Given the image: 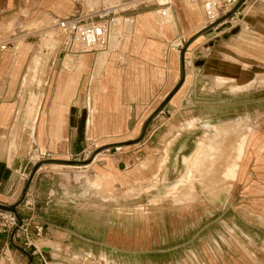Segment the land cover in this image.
Segmentation results:
<instances>
[{
  "label": "crops",
  "instance_id": "crops-1",
  "mask_svg": "<svg viewBox=\"0 0 264 264\" xmlns=\"http://www.w3.org/2000/svg\"><path fill=\"white\" fill-rule=\"evenodd\" d=\"M114 1L115 6H105L103 0L100 9H111L117 18L108 46L96 52L70 50L71 56L50 60L40 86L25 85L30 83L26 79L37 51L34 44L26 40L29 44L22 48L0 44V203L16 204L40 162L36 156L51 153L17 207L22 219L43 224V232L33 230L30 243L24 237L13 240L12 232L1 233L0 264H192L189 255L196 253L185 247L191 234L184 225L186 204H177L186 196L182 190L192 187L183 184L169 194L171 183L166 182L163 194H158L145 179L168 170L174 180L186 170L184 160L196 154L194 144L201 139L207 145L209 135L216 143L215 157H222L217 144L223 143V128L230 125L222 123L236 120L241 111L246 112L244 117L255 118L256 80L264 78V74L255 77V52L264 53V34H257L263 35L257 37L262 43L244 35L245 30L264 31V26H256V10L249 15L254 3L247 0L240 7L238 25L219 32L223 25L209 29L190 46L189 39L208 25L201 0H170L176 20L168 25L152 16L166 0ZM95 3L86 0V8ZM28 4L29 0H6L10 17L6 27L21 26L16 11L27 12ZM37 4L38 16L23 22L26 29L38 30L44 23L49 28L60 18L96 12L74 13L76 0H37ZM153 5L158 8L152 9ZM119 20L124 21L120 26ZM234 28L238 32L225 37ZM180 38L190 43L184 62L174 47ZM183 74L182 88L147 125ZM235 122L231 128L238 144L240 128L244 129L238 165V179H244L257 131L244 120ZM195 126L204 130L198 140ZM127 135L124 141L143 138L118 147L123 151H100L89 164L49 161L84 160L90 141L110 144L111 139ZM205 153L195 177L207 173L203 169L212 153L210 146ZM259 169H264V162ZM139 185L146 190L131 197L136 190L139 193ZM167 197L172 201L163 199Z\"/></svg>",
  "mask_w": 264,
  "mask_h": 264
},
{
  "label": "rangeland",
  "instance_id": "rangeland-1",
  "mask_svg": "<svg viewBox=\"0 0 264 264\" xmlns=\"http://www.w3.org/2000/svg\"><path fill=\"white\" fill-rule=\"evenodd\" d=\"M97 1L98 3L95 8L96 12L102 8L103 0ZM104 1L106 4L105 6L115 3L114 0ZM150 1L152 2L155 0ZM36 2L37 0H29L27 12H22L21 9L19 11L15 10L18 12L17 16H21V26H18L17 28H8L6 27V22L10 17L8 15V10L4 8L6 5V0H0V44H5V46H7L6 43L10 42L11 44L14 43L18 45L19 48H22L24 47L23 45L26 43L24 41L26 40L28 42H32L37 50L34 53L35 57L33 58V63L30 68L29 75L27 76L28 79H26H30V83L27 82L25 84L27 87L40 86L43 83L49 66L51 65L50 60L60 59L65 55H72L65 43V38L63 35H58V27L56 22V26H49V28H45L49 24L44 23L46 25L42 27L40 26L38 30L26 29L24 23H28L29 20L32 21L38 16V14L35 13V7H38V4L36 6ZM76 3L77 7L74 13H79L81 10L84 13L89 12V10L86 8V0H76ZM200 3L201 7H203L204 0H201ZM251 3H254V6L252 10H250L249 15L253 10H256L257 19L255 20L258 21V23L256 22V26H264V0H251ZM249 6L250 5H248L246 10L249 8ZM156 8H158V5L152 6V9ZM24 14L27 16H23ZM150 15L148 18H150ZM152 16L156 19L158 15L153 13ZM129 20L131 26H134L133 20ZM122 21L123 20H119V26L123 24L124 21ZM252 24L253 25L250 26H255V21ZM230 26V24H224L221 29L217 30V32ZM45 31L47 32L45 33ZM260 32L264 34V31L245 30L246 35H244V37L246 40H248V37H246L248 35L251 37L249 40H256L262 43V41L257 39V37L262 35H257ZM203 33L202 31L197 32L189 39V41L192 42L197 36ZM114 34H116L115 31ZM232 35L234 34L225 37L230 38ZM14 37L15 39H13ZM187 37L188 36L186 35L185 38L187 39ZM235 38H238V36ZM188 42L185 43L182 51L184 48H186V50L188 49L190 44H187ZM113 46L114 43L112 42L111 48ZM194 49L195 48H193L190 51L191 54H189V56H191V58L189 57V60L191 61L192 67L194 66V58L196 56L193 53ZM214 50L215 49L213 48L212 52ZM204 51L206 52V49ZM103 53L108 54L106 51H103ZM255 55L256 62L254 71L255 77L257 78L258 75L264 74V53L256 51ZM196 63L199 62L196 60ZM262 82H264L263 77L256 80L255 118L248 119L247 116L244 117L246 112L241 111L239 114L240 117H238L236 120H227V122L225 121L222 123L228 125L230 124L229 126H225L223 128V143L217 144L218 148H220L218 149V155L221 154L223 155L222 157H215L216 143L212 141L213 138L210 135L207 137V145L210 146V151L212 153H210L211 155L206 161V169H203L204 172H207L206 174H198L196 175L197 178L194 175V171L199 168L201 162L207 155L205 153L207 145L203 140H198V138L203 135L204 130L202 131L198 126H195L194 131L196 132V135H198L196 137V140L198 141L196 144H194L196 146L194 150L196 154L184 160L186 170L174 180H170L168 170L162 176L153 175V179H145L147 181V186L150 183L149 186H152L151 189H156L158 194H163L164 188L162 185L166 182L171 183L170 190L167 192L169 194L175 193L177 188L183 184L187 187H192V190H182L183 193H186V196L184 197L183 201L180 200L177 203L186 204V206L183 208L186 214L184 217V225L185 227L186 225L190 227L191 234L186 238L187 244L185 247L187 251L189 248L194 250L196 253L189 255L192 264H264V169H259V163L264 162V149L261 148V146L264 145V85H261L264 83ZM237 120H244V124H249L257 131L256 145L254 146V149H250V151H253L254 154L252 155V158L249 162L244 179H238V165L240 161L239 155H242V136L244 129L240 128V143L238 144L235 142L236 135L235 133H232L231 128V124L232 126H235L233 123H236L235 121ZM209 129L214 130L210 126ZM213 132L214 131H208V134ZM125 138H128V135L111 140L113 143L122 142L125 140ZM106 144L108 143L90 141L89 150L92 151L90 158L84 160L70 159L72 161H87L92 157L94 159L97 153L107 150L100 149ZM121 150L123 151V149L112 147L111 152H119ZM168 150L169 149L167 148V153L169 154ZM59 164L81 165L84 163L60 162ZM56 168L62 169L69 167L58 166ZM154 185L156 187H154ZM141 190L145 191L146 189L144 190L139 185V193H137L138 190H136V192L133 194L134 196L131 197L134 198L139 196ZM119 193H122L121 190ZM94 195L97 196V194ZM163 199L171 200L169 197ZM79 261L83 262V259L80 258ZM84 262L91 263L90 260H85Z\"/></svg>",
  "mask_w": 264,
  "mask_h": 264
},
{
  "label": "built area",
  "instance_id": "built-area-1",
  "mask_svg": "<svg viewBox=\"0 0 264 264\" xmlns=\"http://www.w3.org/2000/svg\"><path fill=\"white\" fill-rule=\"evenodd\" d=\"M190 1L195 2L197 0ZM239 2L240 0H204V10L208 25L216 22L223 14L232 10ZM170 4V1L163 4L164 7L161 10V14L164 17L168 16L171 12ZM240 21L241 11L239 8L231 17L218 26L230 24V27H232L238 25ZM116 23L117 18L113 15L112 10L104 8L88 15L60 18L57 22V27L61 35L65 38V43L69 50L83 53L104 50L109 43L110 30ZM186 42L187 40L185 38H180L175 42L174 47L179 53H181ZM89 149L90 146H87L84 150V159L90 158L92 151ZM50 157V152L43 151L38 154L36 160L42 161ZM43 229L44 227L41 223L32 225L30 220L24 219L20 223L12 212L0 210V234L12 232L13 240L24 237L27 243H30L29 236L31 232L35 230L37 234H41Z\"/></svg>",
  "mask_w": 264,
  "mask_h": 264
},
{
  "label": "water",
  "instance_id": "water-1",
  "mask_svg": "<svg viewBox=\"0 0 264 264\" xmlns=\"http://www.w3.org/2000/svg\"><path fill=\"white\" fill-rule=\"evenodd\" d=\"M247 0H240V2L230 11L228 12L227 14L223 15L221 18H219L216 22L210 24L209 26L205 27L203 30H202V33L211 29V28H215L216 26H218L219 24H221L222 22H224L225 20H227L229 17H231ZM239 28H234L232 30H230V32H228L226 34V36H229L231 34H235L236 32H238ZM185 52H186V48L183 49L182 51V54H181V58H182V61L184 62L185 60ZM185 82V74H183V76L181 77L180 81L178 82V84L174 87V89L166 96V98L164 99V101L158 106V108L152 113V115L150 116L148 122H147V125L150 123V121L167 105V103L171 100V98L179 91V89L182 87V85L184 84ZM143 137H139V138H136V139H132V140H126V141H122V142H114V143H110V144H106L105 146H102L100 149L103 150V149H109V148H112V147H122L124 145H129V144H134V143H137L139 141L142 140ZM49 161H53V162H57V163H60V162H67V163H77V162H83L84 164H88L92 161V159H89L87 161H72V160H49ZM48 160H43V161H40L38 163H36V165L34 166L33 170H32V173L30 175V178L28 180V183L26 185V187L24 188L23 190V195H22V198L16 203V204H13V205H6V204H2L0 203V210H4V211H9V212H12L16 217L17 219L20 221V223H22L23 219L22 217L20 216L19 212H18V209L17 207L19 206V204H21L27 194V191L30 187V184L33 180V177L35 175V173L37 172V170L39 169V167L44 164V163H47Z\"/></svg>",
  "mask_w": 264,
  "mask_h": 264
},
{
  "label": "bare ground",
  "instance_id": "bare-ground-1",
  "mask_svg": "<svg viewBox=\"0 0 264 264\" xmlns=\"http://www.w3.org/2000/svg\"><path fill=\"white\" fill-rule=\"evenodd\" d=\"M170 0H166V1H164V3H166V2H169ZM172 1V0H171ZM95 4L93 5V6H91L90 8H88V10L89 11H91V10H95V8H96V6H97V3H98V1L97 0H95ZM163 3V4H164ZM106 5V4H105ZM110 6H115L114 4H111ZM116 6H118V5H116ZM154 14H156V15H158L157 17H158V21H159V23L161 24V25H168V24H172V23H174L175 22V20H176V16H175V14H174V12H170L169 13V15L168 16H166V17H164L162 14H161V10H156L155 11V13ZM55 22H56V20H55ZM55 22H54V26H56L55 25ZM58 30V35L60 34L61 35V33H60V30L59 29H57ZM199 37V36H198ZM193 44V42L190 44V46ZM190 48V47H189ZM264 79V78H263ZM261 82V81H260ZM262 83H264V82H262ZM184 85V84H183ZM182 85V86H183ZM182 88V87H181ZM180 88V89H181ZM179 89V90H180ZM178 93V92H177ZM31 112V111H30Z\"/></svg>",
  "mask_w": 264,
  "mask_h": 264
}]
</instances>
